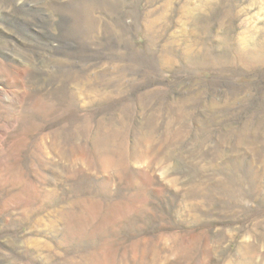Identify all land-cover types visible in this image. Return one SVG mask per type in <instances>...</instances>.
I'll return each instance as SVG.
<instances>
[{"label":"rangeland","instance_id":"obj_1","mask_svg":"<svg viewBox=\"0 0 264 264\" xmlns=\"http://www.w3.org/2000/svg\"><path fill=\"white\" fill-rule=\"evenodd\" d=\"M0 264H264V0H0Z\"/></svg>","mask_w":264,"mask_h":264}]
</instances>
